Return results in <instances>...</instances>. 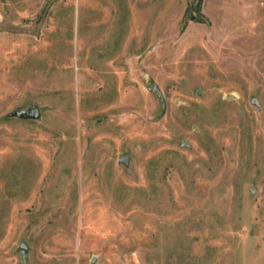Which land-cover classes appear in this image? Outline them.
Returning <instances> with one entry per match:
<instances>
[{
	"label": "rangeland",
	"instance_id": "obj_1",
	"mask_svg": "<svg viewBox=\"0 0 264 264\" xmlns=\"http://www.w3.org/2000/svg\"><path fill=\"white\" fill-rule=\"evenodd\" d=\"M0 264H264V0H0Z\"/></svg>",
	"mask_w": 264,
	"mask_h": 264
},
{
	"label": "water",
	"instance_id": "obj_2",
	"mask_svg": "<svg viewBox=\"0 0 264 264\" xmlns=\"http://www.w3.org/2000/svg\"><path fill=\"white\" fill-rule=\"evenodd\" d=\"M151 92L156 93L160 98H162V94L160 92V89L157 86H153L150 88ZM257 101L254 100V103ZM41 110L37 105H31L28 109H20L17 110L13 113H11L9 116L12 118H19V119H24V120H39L41 118ZM187 143H183L182 147H186ZM122 163L127 164L129 161L128 157H123L122 158ZM20 250L22 252V257H23V262L26 263L27 257H28V251H29V246L22 242L20 244ZM93 263H95V260H93Z\"/></svg>",
	"mask_w": 264,
	"mask_h": 264
}]
</instances>
